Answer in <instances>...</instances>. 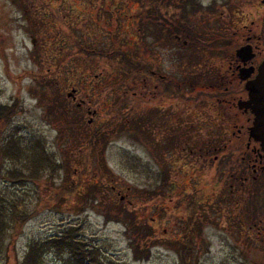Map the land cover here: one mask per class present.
Masks as SVG:
<instances>
[{
  "label": "rangeland",
  "instance_id": "obj_1",
  "mask_svg": "<svg viewBox=\"0 0 264 264\" xmlns=\"http://www.w3.org/2000/svg\"><path fill=\"white\" fill-rule=\"evenodd\" d=\"M50 1L54 5L58 4V0ZM197 1L203 5L199 13L193 15L194 30L202 34L207 33L208 30H210L208 33H224L230 26L241 21L242 24L248 25L251 19L261 21L258 11L260 16L264 17L262 0ZM180 2V0H118L119 7L114 9H120L119 14H121V6L124 3L128 4L130 9L126 11L132 24L134 23L135 31L139 33L144 22H153L154 18L156 20V17H160L159 6L163 16L166 13L173 19ZM24 3L25 0H0V103L10 104L18 98L22 105L3 132L5 135L14 133L22 136L31 154L47 153L61 164L60 168L51 175L55 187H62L72 180L76 182L79 179L78 171L82 168L81 161L84 156L88 157L90 171L81 178L83 186L78 193L71 200L68 198L66 202L51 198L52 195L47 189L49 176L46 175L50 174L48 171H43L40 179L22 186V189L27 191L24 202L28 212L36 211V213L22 226L20 233L8 235L6 249L3 251L6 257L4 262L18 264L29 244L43 240L67 227H74L91 246L99 249L102 259L111 264H182L178 245L182 234V223L173 225L172 221H168L165 212L161 215L157 214L155 207L157 203H161L162 198L154 196L152 199L147 197L137 199L143 189L154 188L157 185V175L160 171L166 170L174 185L188 180L190 185H196L197 190L200 188L208 195L205 198L207 204H203L202 209L200 208L197 225L192 235L191 264H264V240H262L264 234L255 237L257 232H251L248 228L250 221L245 220L244 216L238 218L228 212V206L234 202L233 197L229 198L224 188L221 190L220 179L223 176L218 178L217 184L213 180L215 165L225 160L220 157L219 152L222 144L219 145V149L215 148L209 152L210 163H206L201 156L199 143L195 146L189 144L190 147H182L181 151L174 149L175 143H170V137L171 133L178 130L176 126L169 127L166 121H162L161 128L157 129V132L143 125L139 128L141 124L134 127L132 121L126 125L122 121L116 123V126L112 125L115 120L114 114L120 113L123 108L122 98L116 99L115 105L106 100L110 89H113L112 94L117 93V97H120V88H122L118 84L122 79L118 80L116 76L117 80L114 81V78L106 75L109 73L107 70L116 64L114 58L109 61L106 58L95 59L75 53L71 56H56L62 58V63L56 60L57 64L49 65L50 61L42 56L41 45L46 38L38 23L41 21L39 19L35 21L34 11L26 10L27 6ZM65 3H71L76 8L75 12L96 13L95 8H89L78 0H65ZM97 3L95 0V4ZM149 3L152 5L149 6ZM110 6L114 7L113 4ZM104 14L109 20L113 17L108 12L99 10L98 20L101 21ZM84 16L85 14L82 16V21L77 24L78 29H72L73 37H77L81 43H87L90 50L95 47L111 49L110 44L106 45V42H111V32L104 31L101 25L97 26L100 30L96 28L87 31L91 24L86 23L87 16L86 18ZM163 16L162 22L166 26ZM198 19L202 24H199ZM109 24L107 22L108 26ZM153 25L154 23L151 27ZM135 36L136 33L132 32L129 47L137 42ZM32 38L35 39V46L31 43ZM92 38L95 40L93 45L90 43ZM154 38L148 37L143 41L145 55L142 54L147 60L151 59L146 56L151 52L150 48L156 49ZM216 42L217 40H213L211 44L216 45ZM135 47V54L139 57L140 47L137 45ZM65 48L73 50L76 46L69 43ZM157 52L160 54L159 60L161 59L163 69L169 71L170 52L168 55L167 48H158ZM81 73H83L80 79L82 84L77 85L79 80L76 78ZM95 75H99L100 78L95 86L89 87ZM106 81H108L107 85H105ZM72 82L76 83L71 86H79L83 94H88L91 99L89 103L91 109H97L96 116L84 114L81 108L77 109L73 104L63 102ZM161 88L159 87L158 90H162ZM162 93L164 95L167 92ZM191 104L193 112L186 120L193 123L194 127L198 128L200 124L209 123L203 127L207 128L219 122L215 118L214 108H207L205 103L200 104L196 100ZM112 105L114 111L108 108ZM160 105L162 119L166 120L165 116L168 114L163 115L162 103ZM138 115L139 111L130 114L133 116L132 120H136ZM78 116L84 121L91 120L89 121L91 123L84 128L86 124L80 125L83 121L76 119ZM123 117H126L124 113ZM100 119H111V124L107 123L110 125L107 135L97 142V145L88 147L83 140L87 136L85 133L96 129ZM37 142L40 145L36 148ZM215 155L219 156L218 161L213 159ZM190 156L191 158H188ZM98 178L100 179L98 181L104 184L100 186V193L95 192L94 188L96 187L94 182ZM112 184L114 191L120 190L115 198L122 196L128 207H139L142 203L149 206L148 211L139 212L147 221L152 222V231L147 233L145 226L131 227L130 217L126 218L123 213L119 215L122 219L118 221L106 218L105 213L111 211L114 213L115 210L109 189ZM10 185L9 182L1 180L0 192L13 190ZM192 186L188 190H195ZM174 188L176 191L179 186L176 185ZM164 190L169 192L172 189L166 186ZM262 193L264 195V192ZM254 199L248 197L246 202L253 204ZM166 201L174 207L179 204L173 196ZM178 210L182 213L183 207L179 206ZM177 217L179 218L178 215ZM138 235L140 239L137 246L144 252L135 256L136 239L133 236ZM42 264H66V262L54 252H50Z\"/></svg>",
  "mask_w": 264,
  "mask_h": 264
},
{
  "label": "flooded vegetation",
  "instance_id": "obj_2",
  "mask_svg": "<svg viewBox=\"0 0 264 264\" xmlns=\"http://www.w3.org/2000/svg\"><path fill=\"white\" fill-rule=\"evenodd\" d=\"M78 1L82 2L83 5L85 4V6L88 5L89 8H95L96 13L75 12L76 8H74L71 3L66 4L65 0H58V4L55 5L50 0H25L24 4L27 6L25 9L33 10L35 21L36 19L37 21L38 19L41 21L38 23L41 25V31L46 38V41L41 45V48H43L42 56L45 57L47 61H50L49 65L55 64L56 60H60L62 63V58L60 59V57L64 55L65 47H68L69 43L76 47L81 48L86 46V48H88L87 46L89 45L87 43H81V40H78L77 37H73L72 35V29H78L77 24L80 23L79 21H82L83 14H85V18L87 16L85 19L86 23L91 24L87 31H90V29H99L97 26L101 25L104 31H107V33L111 32V42H106V45L110 44V48H122L123 53L121 61L124 62L125 65H130L129 58L133 49L129 47V43H131V34L128 26L129 16L126 11L129 7L127 6L128 4L124 3L121 6L122 11L121 14H119L120 9H114L119 7L118 0H97V4H95V0ZM111 4L114 5L113 8L110 6ZM99 10L106 11L113 17L109 20L107 15L104 14L100 21L98 20ZM158 13L160 14V17H156V31L154 38V46L156 49L148 52L146 55L147 58L152 56L150 58L153 60V67L150 63L151 59L147 60L144 56V47L141 46L144 43L143 41L150 37L146 35V32H143L142 40L140 38L138 39V43L141 45L139 57L137 56V59L141 60L143 63H147L148 67H146V70L141 68V76L138 77L136 75L137 77H132L131 75L130 78L122 79V81L118 83L122 87L120 88V97H117V93L112 94L113 89H110L111 91L107 97L105 96L106 100L113 104L116 99H123L122 111L120 110V113L114 114L115 120L111 117V119L114 120L112 125L116 126V123L118 124L121 122L122 118L125 119L127 124L130 123L133 119V116H130V114L139 111L137 119L140 118L139 120L143 123V127L146 126L148 128L153 126L155 129H160L163 118L160 104L165 97L170 96V100L173 101L170 102V105L168 104L164 106L165 109L168 110H163V115L168 114V116L165 117H171L170 123H172L173 127L176 126L178 107L185 110L187 113V119L193 112V106L191 103L194 101L195 96H198L199 94L211 96L212 100H209L207 97L206 102L204 103L207 108H214L216 111L215 118L219 121H217L218 123L216 125L218 129L220 128L219 132L221 133V136L214 139L218 140L219 143H222L221 148L220 146H213L212 150L220 148V157L222 159H225L226 157L222 162L224 168L220 174V176H223V178L220 179L221 190L224 188V192L229 194L228 197H233V208H235L234 215L238 218L241 216V201L246 202L248 197L253 200L254 197L257 196V199H254L253 204L250 205L249 218L245 219L250 221V225L248 226L249 230L251 232H257L255 237H260L259 235L264 234V198L261 195L258 196L257 193L259 191L261 193L264 191V152L259 150V144L257 142L248 138L247 129L251 124L253 115L250 111L245 112L242 109H239L237 103L240 99L247 98L245 84L248 80H251L256 76L258 66L264 60V17L260 16V11H258L257 14L261 17L259 18L261 21H257L258 19H251L249 25L242 24L243 22L241 21V23H235V25L230 26L233 30L230 31L228 35H225L222 32L218 35L215 34L220 38L219 40L223 38L233 39V41L237 43V46L232 48L231 42L227 45L228 47H226L223 42L219 40L215 43L216 45H212L211 41L205 40L207 33H203L202 38V33L197 32L196 30H194V35L189 33L188 29L179 26L177 12L173 19L170 15V25H168V27L166 25L168 28L167 30L166 27L163 28L162 26L163 15L160 11V6L158 7ZM45 18L47 19L45 20ZM107 22L110 23L109 26L107 25ZM147 30L148 29L146 28L145 31ZM163 30L164 35H162ZM87 37H89L88 33ZM34 41L35 39L32 38L31 43L33 46H35ZM90 43L93 45L95 40L92 38ZM193 44H195L196 47H202V56H204V53H206V55L214 54L211 59L206 58L208 60L205 62H202L203 59H201L200 64L197 65L196 70H198V67H201L202 71H206L204 77L198 82H195L194 78H192L193 80L190 79L188 73L184 72V54L187 47L190 45L193 46ZM248 44L251 46L253 57L244 63L240 58H237L236 50L239 47ZM158 48H167L168 55L170 52V69L167 72L171 83H173L172 85L175 87L163 96L160 94L162 93V90H158V88L162 86L161 82L162 80L165 81L167 76L164 74L166 70H164L161 65V59L159 60L160 54L157 52ZM52 49H57V52L60 55L59 58L56 56L52 59L51 57L49 58V55L52 54ZM98 49L103 50L102 47ZM151 53H153V55H151ZM134 55L136 54H132V57ZM115 62H119V58H116ZM191 68H193V66H191ZM249 68L251 69L249 75L246 76V79H242L243 76L247 74L244 69ZM48 73H50V70ZM82 74L83 73L77 75L76 79L79 80L78 83L75 82L77 85L82 84L80 83ZM101 77H103V74H101ZM99 78V75H95L93 77L94 80L91 81V86L89 87L95 86ZM110 78H115V76H110ZM107 82L108 81L105 82V85H107ZM75 83H70V91L66 92V98L63 99V102L71 103L77 109L81 108L85 112L84 114H92L93 116H96L97 109H91V106L89 105L91 99L88 94H83V91L79 86H71L75 85ZM178 88H182L180 95L185 97V99L177 100ZM198 92L200 93L198 94ZM114 105L108 108L111 111H114ZM108 108L107 110H109ZM165 111L168 112L165 113ZM122 112L126 117H123ZM118 114H122V117H118ZM80 118L81 117L78 116L76 119ZM80 121H83L80 123L82 126L84 125V122L86 124L91 123L89 122L91 120L84 121L83 119H80ZM186 122L188 123V120H186ZM206 124L209 125V123ZM207 125H205V127ZM207 128L208 129L206 130H209V127ZM202 141L203 144L205 141V145L200 147V150L202 151L201 156L203 157L204 162L210 163L208 157V154L211 151L210 140L204 139ZM213 159L218 161L219 156L215 155ZM117 192L120 193V190H117ZM248 193H250V196L247 195ZM122 198L123 197L121 196L120 199ZM244 198H246L245 201ZM258 202L260 204H258ZM229 207L230 206H228L227 209L230 213ZM262 240H264V238H262Z\"/></svg>",
  "mask_w": 264,
  "mask_h": 264
},
{
  "label": "trees",
  "instance_id": "obj_3",
  "mask_svg": "<svg viewBox=\"0 0 264 264\" xmlns=\"http://www.w3.org/2000/svg\"><path fill=\"white\" fill-rule=\"evenodd\" d=\"M180 1L181 2L179 3V5H177L178 24L179 26L188 29V32L194 35L195 16L193 15L199 13V10L201 9L203 4L197 0H180ZM151 5L152 4L149 3V6ZM129 9L130 8L128 7V10ZM168 9L169 8H167V10ZM165 15L166 13L163 16V21L168 27V25H170V16L169 15L165 16ZM155 21L156 20L154 18L153 22H148V21L144 22L142 25V31L140 30V32L138 33L135 31L134 23L132 24L131 18L128 17V26L130 29V34L132 32L136 33L135 37L137 41L135 42V45L131 47L133 50L130 53V58H129L130 65H125V63L121 61L123 49L120 47L119 48L112 47L111 49L108 50L106 49L100 50L96 48L90 50L86 48V46L81 48L76 47V49L73 48V50L66 48L63 56H71L75 53H78L88 57H93L95 59L106 58L109 61H111L113 58L115 60L116 58H119V62H116L115 65L111 66V69L107 70L109 73L112 72L114 74L106 73V75L115 76L114 81L117 80V78L118 80L130 78L131 75L132 77L136 75L139 77L141 76L142 73L141 68H143V70H146L148 64L143 63L141 60H138L137 55H134L132 57V54L135 53L134 50L136 49L135 47L136 45L140 47L141 44L139 45L138 39L140 38L142 40L143 32H146V35L150 36L151 38L155 37V31H156ZM198 22H200L199 24H202L201 23L202 21H199V19ZM153 23L154 25L153 27H151ZM162 26L163 28L166 27L163 24V22H162ZM146 28L148 29L147 31H145ZM232 30L233 28L229 27L224 32V34L228 35ZM209 31L210 30L207 31V36H205V40L218 41L220 39L218 37H215L218 35L217 33H208ZM162 35H164V30L162 31ZM202 37L203 34L201 38ZM219 41L223 42L224 46L226 47H228L227 45L230 42L232 48H235L237 46V43L234 42L233 39L223 38ZM141 46L144 47V45ZM201 49L202 47H196L195 44H193V46L190 45L187 47V50L183 58L185 64L184 72L188 73L190 79L194 78L195 82L201 81V78L204 77V74L206 73V71H202L201 67H198V70H196V67L197 65L200 64L201 59H203L202 62H205L208 60L206 58L211 59L214 56V54L202 56ZM150 51H153V49L150 48ZM51 53L52 54L49 55V58L51 57V59L54 56H60L57 52V49H52ZM151 55H153V53H151ZM55 64H57L56 61ZM55 66L57 67L58 65ZM191 66H193V68H191ZM164 74L167 76V78L165 81L162 80L161 89L162 92L165 91L169 93L170 90L174 89L175 87L172 85L173 83H171L170 77L168 76V72L166 71ZM57 87L59 86L57 85ZM166 90H169V92ZM181 92H182V88H178L177 97H176L177 100L185 99V97H182L180 95ZM199 93L200 92H198V94ZM160 94L163 96V93ZM165 94L166 93H164V95ZM203 95L199 94L198 95L199 97L195 96L194 100L198 101V103L200 104L204 103L203 101L206 100L207 97L209 100H212L211 96H207V95L203 96ZM169 97H165V99L162 100L163 110H168L165 109L164 106L168 104L170 105V102L173 101L170 100ZM21 106L22 105L18 98H15L10 104L0 103V181L2 180L5 182H9L11 184L10 186L13 188V190L8 192L6 191L5 193H3L4 191L0 192V264H8L5 263L6 257L5 254H3V251L6 249V241L8 235L10 234L17 235L18 233H20L22 226L27 222L28 219L32 217V215L36 213V211L35 212L30 211L31 213L28 212L26 208L27 205L24 202V197L27 195V191L23 190L22 186H24L27 182H34L35 180L40 179L42 177L41 173L43 171H48V173L50 174L46 175L49 176V179L47 181V184L49 186H47V189L52 195L51 198L66 202L68 198L71 200L73 196L76 193H78L80 188L83 186L81 178L83 176H86L88 171H90V166L87 159L88 157L84 156L81 161L82 168L78 171L79 179L76 182H73L72 180L69 184H64L62 187L53 186L51 175L56 169L60 168L61 164L56 162V160L53 159V157H51L47 153L38 154L37 152L36 154H31L32 152L30 153L27 150L29 146L27 145V142L24 141L22 136L21 137L17 136L14 133L5 135L3 132L6 129V127L9 125V123H11L13 117L17 114L18 110L21 109ZM178 108L179 109L177 112V119H176L177 120L176 127L178 131L177 132L174 131L175 133L174 132L171 133V137H170V143H175V145L173 146L174 149L181 151L182 147L186 148L185 146H189V144H193L195 146L196 143H199L198 145L199 147H203V145H205V141L203 144L202 140L204 139L210 140L211 151L213 146H219L222 144L219 143L218 140H215L216 138H219L221 136L220 135L221 133L219 132L220 128L218 129L217 125L210 126L209 130H206L208 128H203L205 127V125L202 124H200V127L196 128L193 126L194 124L186 122L187 113L185 112V110L180 107ZM118 117H122V114H118ZM121 121L125 123V125L127 124L125 119L122 118ZM162 121H166L168 126L172 127V123H170L171 117H167L166 120L162 119ZM132 122L134 123V127H137L138 125L141 124L139 128H142L143 123L139 119L132 120ZM107 123L111 124V119L101 120L98 126L96 127V129H94L93 131L92 130L89 131V133L88 132L85 133L87 136L86 138H83V140H85V143L87 144L88 147H93L97 145V142L103 140L106 137L107 129L108 127H110V125H107ZM87 125L88 124H86L84 128H86ZM148 128H150L151 130H155L157 132V129H155L153 126H150ZM25 144L27 148L25 147ZM104 144L106 143L104 142ZM39 145L40 143L37 142L35 147L37 148L39 147ZM188 158H191V156ZM223 168L224 167L222 166V163L216 164L214 167V172L212 173V177L213 180L216 181V184L218 182V178L220 177ZM66 177L67 178L69 177L68 170L66 172ZM98 180L100 179L98 178L94 182V185H96V187L94 188H95V192L100 193L101 192L100 186L101 185L104 186V184H101V182ZM156 183L157 185L154 186V188L152 189L149 190L143 189L139 193L140 195L137 196V199L143 197L152 199L154 196L160 199L162 198L161 203L159 204L157 203V206L155 207L156 211H158L157 214L161 215V213L163 214L165 212L167 214V216L166 215L165 216L167 217L168 221H172L173 225H175V223H182V234L180 240L178 241L180 259L182 264H191L192 249H193L192 235L194 228L197 225V220H198L197 218L200 212V208L202 209V205L206 203L205 198L207 193L202 192L200 188H198L197 190V186L190 185V182L188 180H184L183 182L174 185L171 182L166 170L160 171V173L157 175ZM176 185L179 186V189L178 190L176 189L175 191L174 187H176ZM166 186H168V188L172 190L166 192L164 190V187ZM190 186L194 187L195 190L194 189H192L191 191L188 190ZM109 187H110L109 188L110 194H112V202L110 200L109 201L112 204H114L115 210L114 213H112V211L105 213L106 218H111L113 221H118L119 219H122V217H120L119 215L123 213L126 218L130 217L129 225H131V227L138 228L141 226H145L147 233H149V231H152L153 230L152 222H150L149 220L147 221V219L139 212L141 210L148 211L149 206L143 204L142 201H140L142 205H139V207L130 208L122 199H120L121 196L115 198V196H117L116 195L117 192L114 191L115 190L114 185L112 184ZM260 194L261 192L259 191L257 195L260 196ZM247 195L250 196V193H248ZM172 196L174 197L176 202H179V204H176L175 207L170 205L169 202L166 201V199H170ZM262 196L264 198L263 193ZM246 198H244V201ZM250 204L251 203L249 201H247L246 206H245V202L241 201L240 203L241 205L240 212H241V216H244V219L249 218L250 216ZM258 204L260 203L258 202ZM233 205L234 202L229 207V209L230 212L233 213L234 215L235 208H233ZM179 206L180 208L183 207L182 213H180L178 210ZM146 215L148 216V213ZM177 215L179 216V218L177 217ZM180 218H183V220ZM133 237L136 239L134 246L135 256H138V254H142L144 250L138 248L139 245L137 242L138 239H140V235H138L137 237L136 236ZM50 252H54L58 257L63 258L66 264H111L106 260L102 259V257L99 255V249L94 246H91L81 236V234L78 232V229L74 227H67L43 240L35 241L29 244L18 264H42L46 255Z\"/></svg>",
  "mask_w": 264,
  "mask_h": 264
},
{
  "label": "water",
  "instance_id": "obj_4",
  "mask_svg": "<svg viewBox=\"0 0 264 264\" xmlns=\"http://www.w3.org/2000/svg\"><path fill=\"white\" fill-rule=\"evenodd\" d=\"M264 5V0H262ZM237 58L246 62L253 57L251 46L243 45L236 50ZM246 73L242 79H246L251 69H244ZM242 77V76H241ZM247 98L238 101V108L253 115L250 126L248 127V138L259 144V150L264 152V60L258 66L256 76L248 80L245 84ZM71 94V92H70Z\"/></svg>",
  "mask_w": 264,
  "mask_h": 264
}]
</instances>
